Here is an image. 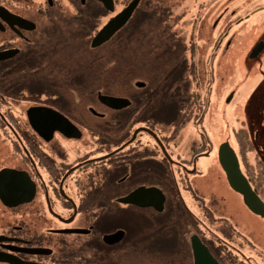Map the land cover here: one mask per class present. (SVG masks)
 Masks as SVG:
<instances>
[{"label":"flooded vegetation","instance_id":"flooded-vegetation-1","mask_svg":"<svg viewBox=\"0 0 264 264\" xmlns=\"http://www.w3.org/2000/svg\"><path fill=\"white\" fill-rule=\"evenodd\" d=\"M133 1L0 0V264H196V240L220 264H264V219L220 160L228 144L264 201V0H193L182 29L176 2L141 0L93 47ZM114 39L148 92L102 89L125 80L100 55Z\"/></svg>","mask_w":264,"mask_h":264},{"label":"water","instance_id":"water-1","mask_svg":"<svg viewBox=\"0 0 264 264\" xmlns=\"http://www.w3.org/2000/svg\"><path fill=\"white\" fill-rule=\"evenodd\" d=\"M102 1L109 8L113 5V0ZM140 1L141 0H134L121 14L109 22L94 38L92 46L98 47L109 41L131 18ZM259 47L258 44L256 50L252 51V57L258 55L259 50L257 49ZM137 85L138 87H143L144 83L139 82ZM100 99L103 103L114 109H119L130 104L128 100L120 98L100 95ZM135 138L136 134L132 138V141H134ZM220 160L231 189L242 198L244 205L251 213L264 219V201L257 195V193H255L248 179L242 173L238 158L234 150L230 148L228 144H226L220 151ZM193 247L196 264H220L199 240L194 241Z\"/></svg>","mask_w":264,"mask_h":264},{"label":"rangeland","instance_id":"rangeland-1","mask_svg":"<svg viewBox=\"0 0 264 264\" xmlns=\"http://www.w3.org/2000/svg\"><path fill=\"white\" fill-rule=\"evenodd\" d=\"M148 1L149 0H143V4L145 5V6H147V4H148ZM154 2L156 3V6H159L157 3H159L160 4V7H162L163 6V3H165V0H154ZM173 2H176V5H177V7L174 9V15H173V19L171 20V23L175 26V29L177 28V29H179V28H181L182 27V23H181V19H179L180 18V16L182 15V13L185 11V9H184V7H186L187 8V10H186V12H187V14H188V16H187V18L188 19H190V18H192L193 16H194V14H195V12H196V6L195 5H193V0H173ZM145 12H147V10L145 9ZM141 18H143V19H145V21L147 22L148 20H147V17L146 16H141ZM175 18V19H174ZM179 19V20H178ZM175 20H176V22H175ZM178 20V21H177ZM187 26V25H186ZM158 26L156 25V34H157V44H160L161 43V39H160V37H159V35H161L162 34V32H163V28H161V27H158ZM145 29L147 30V32L145 33V34H147L148 33V27L146 26L145 27ZM182 29V28H181ZM180 29V30H181ZM190 30V28H185V29H183L182 30V33H181V35H180V37L181 38H188L189 37V34H188V31ZM162 36V35H161ZM186 41H188V40H186ZM116 45L117 44H115V45H112V47H108V49H107V51H103V53L101 54L100 53V55H103V56H105V60L108 62V63H116V62H122V66H123V68H124V70H127L126 71V73H127V76H124V78H128V76H130V74H131V72H130V70L131 69H129V68H127V67H131L132 66V63L134 62V60H135V58H134V56H133V53H130V52H128V51H126V50H124V51H116ZM108 52H115L117 55H116V58L114 59V61H112V62H110L109 60H107V58H106V53H108ZM234 58H235V55L234 54H232L231 55V65L234 63ZM138 60V59H137ZM141 60V59H140ZM227 61V60H226ZM109 68H116L117 69V67H116V65H114L113 66V64L112 65H110L109 64V66H108V69ZM144 73L145 74H143V75H141V74H139L138 76H137V74H134V76H137L138 77V79H132V81H131V83L133 84V86H134V84H135V82L137 81V80H139V81H143V82H146L147 83V85L150 83V81H149V75H148V70H146V71H144ZM99 74H100V72H99ZM117 74H118V72H117ZM100 76V75H99ZM130 79V78H129ZM93 87H94V84H93ZM212 164V160H208V161H206L205 162V166L206 165H211ZM261 194L263 195V193L261 192ZM236 209H234L235 210V212L237 211V209H238V204H236V207H235ZM238 215V214H237ZM238 219H240L241 221H244V222H247V223H249V224H251V225H254V226H256V227H259L260 226V222H258L257 221V223H256V220L254 219V218H252L251 216H250V214H248L247 212H245L244 211V213L243 214H241L240 213V215L238 216ZM254 228V227H253ZM261 229V228H260ZM263 231H264V228H263ZM256 237H257V239H259L258 240V242L259 243H262V240H264L263 239V237H262V234H261V232H260V230H258V232L256 233Z\"/></svg>","mask_w":264,"mask_h":264},{"label":"trees","instance_id":"trees-1","mask_svg":"<svg viewBox=\"0 0 264 264\" xmlns=\"http://www.w3.org/2000/svg\"><path fill=\"white\" fill-rule=\"evenodd\" d=\"M117 44V42H115V39L111 42V45H115ZM116 53L115 52H108L106 53V58L107 60H109L110 62L114 61V59L116 58ZM95 58H97L98 60L100 59L99 53L95 56ZM127 70H123V73L121 74L123 77L127 76L126 73ZM134 70H130L131 74L130 76H128V78H125L124 82L122 83V87L120 86L119 82H108V85L106 88H102L103 90H105L106 93H115V94H120L121 93V89L122 93H131L133 88L135 86H133V84L131 83L132 79H138L137 76H134ZM120 74H117V69L116 68H109L108 72H107V77L108 78H115L118 77ZM130 78V79H129ZM150 89V85H146V87L144 89H141V92H148ZM164 119V118H163Z\"/></svg>","mask_w":264,"mask_h":264}]
</instances>
